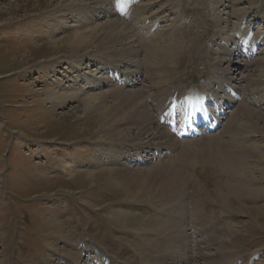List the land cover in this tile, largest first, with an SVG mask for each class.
Masks as SVG:
<instances>
[{"label":"rangeland","instance_id":"rangeland-1","mask_svg":"<svg viewBox=\"0 0 264 264\" xmlns=\"http://www.w3.org/2000/svg\"><path fill=\"white\" fill-rule=\"evenodd\" d=\"M75 1L0 0V264H45L43 261L47 255L50 256V264H66L69 260L64 258L75 260L74 255L78 256L79 253L82 254L81 264H161L141 242V235L150 237V234L136 233L134 227L124 230L108 217V209L123 203L121 187L114 184L108 174L98 175L95 182L86 174L82 176V172L93 165L91 148L95 146L92 144L105 142L100 130L94 132L93 128L89 129L94 119L101 120L103 109H94L84 115L80 108L82 99L65 100L60 104L40 101V91L46 90L45 81L50 76L48 66L57 64L64 70V67H71L69 62L75 64L72 61L80 59H86L85 65H93L92 69L119 63L113 57H103L106 54L97 46L74 48L68 39L78 31L73 26L76 18H82L90 23V27L99 29L106 28L110 22H119L129 32L127 35L135 46L134 53H123L129 64L123 63L122 68L117 64L116 67L126 73L139 72L140 75L132 77L138 84L133 87L125 85L129 76L120 74L108 83L115 82V88L107 85L102 91L117 89L116 86L124 88L122 90L126 93L131 90L139 102H150L148 104L155 114L158 105L163 102L161 99L176 89L182 92L179 95L192 94L193 90L201 93L218 91L219 97L208 104L212 111H216V104L221 105L222 98L224 102H233L224 105L222 124L216 131H208L205 124L197 126L203 132L199 136L208 135L209 142L203 140L191 146V153L173 161L176 163L175 169L186 174L184 176L189 180L179 195L186 197L200 211L206 210L203 218L206 220L203 222L205 229L183 225L184 238L182 234L173 237V234H165L161 238L156 235L155 239H158V243L168 241L171 248L183 256L185 246L188 258L193 255L195 259L182 264H206L198 259L203 258V254H210L205 257L208 264H264V215L254 217L251 211L253 207H264V186H258L263 189L259 196L242 199L241 204L235 195H230L232 205L229 206L232 208L228 210L231 213L224 209V203L218 199L219 188L214 183L215 179H221L226 190L224 182L228 181V176H218L215 165L226 155L221 145L231 136L235 140L242 138L239 134H245L253 141L245 146L259 144L262 147V155L252 151L248 163H242L240 167L249 169L256 179L264 177V120L257 118L264 117V0H80L74 6L72 3L70 5ZM97 9L104 10L101 12ZM161 19L164 22L154 27L153 24ZM174 27L179 33L170 36ZM150 31L154 34L148 36ZM57 39L62 40L53 46L42 47ZM171 42H175L176 47L179 44L180 48L173 55L174 63L170 64L174 68L170 65L162 68L148 59L152 51L167 50ZM234 42L244 43V46L232 57L228 53L235 48ZM149 44L152 50L147 47ZM91 58L99 59V63L88 61ZM229 58L233 62L231 65L225 62ZM229 68L232 81L226 78ZM106 71L109 70L103 71L105 77ZM91 72L99 74L94 70ZM73 75H76L75 72ZM217 79L219 82L215 83ZM171 83L175 87L168 92ZM180 102L184 103V99L180 98ZM148 111L151 114L150 109ZM181 111L179 109L176 113L177 121L182 117ZM231 119L237 120V127H232L230 134L226 135L227 139L224 138L226 141H220L217 136L211 138V135H220L225 131ZM155 134L154 130L153 136ZM127 139L133 138L128 136ZM148 140L152 141V138ZM96 146L98 148L99 145ZM37 147L44 148V155L48 156L41 158L40 154L33 152ZM74 151L80 154L82 167L72 176L55 173L61 167L62 159L57 160L56 164L53 161L45 163L47 157L56 160L59 155L67 160ZM86 152H89V157ZM217 152L219 156H216ZM85 157L91 161H85ZM116 167L112 164L109 168ZM150 167L151 164L142 169L147 171ZM133 172L136 173L135 170ZM234 175L236 178L245 176L239 172ZM203 195H207L208 199ZM149 203L127 204L131 205L132 213L142 215V219L146 216L163 218L164 213L158 210V204ZM54 216L66 222L68 231L74 237L66 257L63 247L67 243L59 242V250L57 247L53 251L50 249L53 228L50 229L47 219H41ZM181 221L176 220L180 226ZM238 230L244 235L243 242H236ZM84 244L89 248L85 250ZM207 244H211V247L205 248ZM226 253V260H219L220 255L223 257Z\"/></svg>","mask_w":264,"mask_h":264},{"label":"bare ground","instance_id":"bare-ground-1","mask_svg":"<svg viewBox=\"0 0 264 264\" xmlns=\"http://www.w3.org/2000/svg\"><path fill=\"white\" fill-rule=\"evenodd\" d=\"M78 1L80 0H77L75 2H70V5L73 4L74 6V4L78 3ZM96 1L99 2L100 0H96ZM97 10L102 12L104 9H97ZM220 12H219V15H221ZM162 20L163 19L156 21L153 24L154 27H157V25L164 22V20L163 21ZM74 22L75 23L73 24V26L77 28L78 31L73 33L69 37L68 40L71 42V44H74L75 46L74 48H76V50L81 49V48H87L89 45L93 47L97 46L98 50L103 51L102 53L107 55L103 57H106V58L113 57L119 63L110 65L108 64L107 59H105L106 64H108L106 67L99 65L101 67H98L97 69H92L93 65H85L87 61L86 59H83V60L80 59L77 61H72L75 64L69 62L68 64H71V67H68V68L64 67V70H61L62 67L61 68L58 67L59 65L57 64H53L52 67L48 66L47 70L49 71L48 75L50 76H49L48 81H45L47 85L46 90L40 91L41 92L40 94H42L40 95L42 96V98H40V101H42V103L44 104H46V102H50L53 104L57 102L60 104V102H65V100H70V99L81 100L82 99L80 108L82 109L81 112H83L84 115L91 112L94 109H99V108L103 109L101 120L96 119L97 120L96 121L94 119L89 129L93 128L94 132L100 130V133H102L104 136V140L102 141H105V142L99 141L98 142L99 144H92L95 146V148H91L93 150L92 151L93 155L91 154L93 165L91 169H88V164H87L88 171L86 170L82 172V176L83 174H86L87 176L90 177L92 182H95L98 175L108 174L110 177V180L113 181L114 184L121 187L122 189L121 192L124 197V199L121 200L123 203L119 204L118 206H115L114 208L113 207L110 208V210L108 209L109 211L108 217L111 218V220L116 225H118L124 230L132 229V227H134V229H136L135 230L136 233L143 232V233L150 234L151 235L150 237L149 236L144 237L145 235L144 236L141 235L142 236L141 238L139 236L138 237L142 239L141 242L145 243L146 246L149 248V250L153 254H155V256L159 259V262L161 264L162 263L182 264V263L193 261L195 258L193 257L192 254H191L192 256L188 258L189 256L188 251L184 250L185 246H183L182 253L186 257L183 255H179L175 249L171 248V245L170 243H168V241H162V242H165L163 244L160 241L158 243L157 242L158 239L156 240L155 237L156 235H158L160 236L159 238H161L163 237L162 235H165V234H168V235L173 234L171 236L173 237L176 234H182V238H184L185 237L184 236L185 234L184 226L189 225V224L194 229H197V228L205 229V224L203 222H206V220H204L203 218H205L204 214L206 213V210L200 211L197 208V206H194V205H193L194 206L193 208L192 204L186 197L179 195L183 193V191L188 185L187 181L189 180L185 178L184 175L186 174H182L183 172H180L179 170L175 169L176 163L173 161L174 160L176 161L179 156L182 157L183 155H186L189 152L191 153L192 151L191 146L200 144L202 143L203 140H205L204 142H206L209 139L208 136H205V137L199 136V134L202 131L198 130L197 128L198 125L207 124L209 126L208 128L213 132L217 128H219V126H221L220 124H221V121L223 120L221 116H223V110L225 109L224 108L225 102L221 104V106L216 104V110H218V113H219L218 115L217 113H213V111H211L207 107V104L209 102H212L215 100V98H218V95H219L218 91L213 93L214 96L210 93L202 94L198 90H193L192 94H189V95H186V94L179 95L182 92L176 89L175 92L173 93L171 92L169 95L168 94L165 95V97L161 99V102L162 100L163 102L160 105H158V107L156 106L157 107L156 114L158 115V118H157L155 112H153L154 109L151 110L150 105L148 104L150 102L148 103L146 101L143 102L142 99H140V101L142 100V102H139L138 101L139 99L137 100L138 97L136 98L135 92H132L131 90L130 92L126 93L124 90H122L124 88H122L121 86H116L117 89H114L111 91H102V88L107 85L110 87L114 86L113 88H115V85L113 82L110 85L108 84L109 82H111V80L109 79L108 75H106L105 77V74L103 73L104 70H114L118 74H124L125 76H129L127 77L126 82H125L127 86L130 85L131 87H133L138 84L132 80V77L140 75L139 72L135 71L134 73L132 72L126 73V72L119 71V68L116 67L117 64L120 65L121 68L123 66L122 65L123 63L126 65L129 64L126 61L127 59H125L126 57L124 54L131 53V52L134 53L133 51L136 50V49L135 50L133 49L135 46H133L132 41H130V39L132 38H130L127 35L129 32L127 33V31L124 29V27H122L119 24V22H110L109 25L106 26V28H102V29L95 28L96 26L94 28L90 27V23L86 22L82 18H76ZM79 29H83V30H79ZM153 31H150V33H147V35L149 36V35L154 34ZM178 33L179 32L177 31V29L174 27V29L170 31L169 35L170 36H172L173 34L178 35ZM131 35L133 34L131 33ZM155 35H158V33ZM65 38H62V39H65ZM62 39L54 40L53 42L49 44L43 45L42 47L44 48L49 45L53 46L57 41L62 40ZM233 45L235 46V48L233 49L232 52L228 53V55L232 57L236 55V52L242 49V45L239 43L236 44L234 42ZM118 47H119V50L117 49ZM147 47L150 48L151 44H149ZM150 49L152 50V48ZM151 50H148V51H151ZM177 50L180 51L179 44L176 47V43L171 42L167 50H162V52H159L161 50L157 51L156 49L152 51L150 54H148V59L152 63L155 62L156 64H158L160 67L163 68V67H166L174 63L175 59L173 58V55L175 54ZM108 54H110L111 57H109ZM128 58H129V55H128ZM88 61L93 63V62H98L99 59L96 60V59L91 58ZM225 62H229L230 65L233 64L231 59L228 61L225 60ZM170 66L173 67L172 65ZM82 67L86 69H83ZM72 69L74 70L76 75H73L74 72L72 71ZM91 70L97 71L99 74H95V72L92 73ZM157 70L155 71L157 72ZM78 73H82V74L78 75ZM100 73H103V75L98 76L100 75ZM46 74L47 73H44V75ZM226 74H227L226 78L229 81H232L233 78L229 76L230 68L229 70H227ZM146 75H147V72H146ZM158 76L161 77L160 75ZM50 82H52V84H50ZM214 82L218 83L219 80L218 79L214 80ZM160 85H158V87ZM172 87H175L173 83L169 85L168 87L169 89L167 91L169 92L170 89H172ZM180 98L184 99L183 104H181ZM232 103L233 102L231 100H227L226 102V104L228 105ZM146 106L147 107L149 106V107L147 108ZM181 106H183V108ZM148 109H150L152 115L150 114ZM179 109L182 110L181 111L182 117L180 120L177 121L176 113L178 112ZM257 118L259 120H264V117L257 116ZM212 119L215 121V123L212 125H209L210 120ZM231 120L232 121L229 124L227 123L228 126H226L225 131H222L220 135H216V134L211 135V138L217 136V138L220 141L222 142L226 141L224 138L226 137L227 139L228 136L226 135L230 134L232 127L233 126L237 127V120L236 121H234L233 119ZM135 130H136V133H133V131ZM154 130L156 131V134L153 136ZM165 130L168 131L167 132L168 134L164 132ZM223 133L225 135H223ZM128 136L132 137L133 139L128 140L127 139ZM242 136L246 137V139H244ZM239 137H242V138L235 140L231 136L228 141H233V142H228V141L224 142L221 145V148L226 150V152L225 153L223 152V153L224 155L226 154L227 156L223 155L224 159L221 157L222 159L221 161L219 160V162L215 160L216 162H218V164L215 165L217 167L216 169L217 175L220 176L222 174V175L228 176L226 179L228 181L224 182V184L226 185L225 186L226 190L225 188H223L224 185L221 179L218 178L214 180V183L219 188V191H217L219 192L218 199L224 203V209L231 213L232 211L228 210L232 208L231 206H229V205H232V201L229 198L230 195L232 194L235 195L241 204L242 199H251L252 197L255 198V196H259L263 189L258 188V186H264V177L263 178L260 177L256 179L254 178V176L252 175L249 169H247L246 167L244 168L240 167V164L243 163V165H246V163H248L247 159L249 158V154L252 151L255 154L262 155L261 154L262 147H259L258 146L259 144L255 146H248L253 141H250L251 139L245 136V134L244 135L239 134ZM151 138H152V141L151 140L149 141L148 139H151ZM146 140H148L149 142L147 143L144 142ZM153 141L154 143L157 141V143L153 144L152 143ZM218 144L220 145L219 142ZM244 144H248V145L245 146ZM96 145H99L98 148ZM76 146L78 147L79 144H77ZM43 149H41L40 147H37V149L33 152H35L37 155L40 154L39 156L41 158L44 156H48L47 154L44 155ZM218 152H219V149H218ZM218 152H217L218 155L216 154V156H219ZM197 153L198 152H196V156H198ZM86 155L89 157L90 155L89 152H86ZM207 155H206V158L210 159L209 157H207ZM69 156L67 160H65V158L60 157V155L56 160H54L53 157L51 158L47 157V161L45 163H47L48 161H53L54 164H56L57 160L62 159L64 161H61L62 163L61 167L59 169H56L55 173L57 174L64 173V175L72 176V174L75 171H81L79 169L82 167V161H81L82 159H81L80 154L76 151H74ZM88 157H85V161L90 162L91 160ZM188 157L190 158L191 156H188ZM192 160H194V158ZM195 160L197 161V157ZM204 162L207 163V161H204ZM127 163L129 164L130 167L127 165ZM112 164L117 165V167L114 169H110L109 167ZM149 164H151V167L148 168L147 171L146 170L143 171L142 168L149 166ZM184 165L186 166V164ZM206 165L207 164H205V166ZM55 166L58 167L57 165ZM213 167H214V164H213ZM134 170L136 171V173L133 172ZM211 171H213V169ZM236 171L239 172L240 174H244L245 176L236 178L234 175L235 173H237ZM187 173L189 175L191 172L189 173L187 171ZM193 183L195 186L197 185L195 181ZM235 183H237V185H233ZM198 195L199 193L196 194V196ZM207 195H203V198L208 199ZM55 202L57 201L55 200ZM59 202L61 203V201ZM149 202H155L156 204H158L157 205L158 210L163 211L164 213L163 218L158 217V216H146L144 219H142L141 218L142 215H137V214L135 215L134 213H132L131 205L129 204L137 203L140 205V204L148 203L150 205ZM179 204L182 205L183 207L180 208L178 206ZM237 211L239 210L237 209ZM251 211L254 213V217L264 215V207H253ZM193 217L194 219L192 222ZM41 219L43 220L47 219L49 221L48 223L50 224L49 226H51L50 229L53 228V231H52L53 233H51V236H53V239L49 244L50 249L53 251L57 247V249L59 250L60 247H58L57 245L59 242L67 243L65 247H63V252L66 257L70 249L72 248L71 247L72 245L70 246V243L72 242V239L74 238L73 235H71V233L68 231L66 222H64L63 220L59 218H55V216L48 217V218L42 217ZM178 219L182 220L181 226L176 222V220ZM235 238H236V242L244 241V235L239 230ZM210 247H211V244H207V247L205 248H210ZM84 248L86 250L89 248V246L84 244ZM207 255H210V254H203V258H198V259H202L205 261L206 264H208L207 259H205ZM155 256L151 255V257L155 259V261L156 260L158 261V259ZM227 256H228L227 253L223 255V257L220 255L219 260L224 261L226 260L224 258ZM74 257L76 258L75 259L76 262L74 259H68L64 257L62 258H64V260H69V263H66V264H81L83 262V260H81L82 254L79 253L78 256L75 254ZM44 259L45 260L43 262L45 264H50L49 255H47V257ZM105 259L108 260L107 258ZM64 260L62 259V262H65ZM102 263L104 264V262Z\"/></svg>","mask_w":264,"mask_h":264}]
</instances>
